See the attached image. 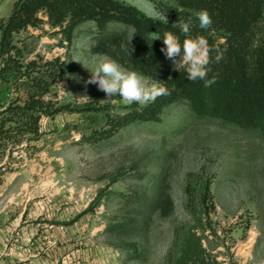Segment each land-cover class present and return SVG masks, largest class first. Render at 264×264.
<instances>
[{
    "label": "rangeland",
    "instance_id": "1",
    "mask_svg": "<svg viewBox=\"0 0 264 264\" xmlns=\"http://www.w3.org/2000/svg\"><path fill=\"white\" fill-rule=\"evenodd\" d=\"M17 1L0 0V28ZM115 1L152 25L102 17L72 27L69 15L54 25L40 9L15 34L24 65L45 71L52 63L58 72L37 105L47 113L32 115L36 133L0 139V225L10 230L11 264H264V131L200 118L187 98L116 128V115L152 102L125 105L118 94L101 102L108 98L87 83L84 66L103 54L166 86L177 70L158 61L163 33L184 39L172 27L181 20L191 34L219 36L225 0ZM201 10L211 16L207 29ZM20 91L0 81V113L24 106Z\"/></svg>",
    "mask_w": 264,
    "mask_h": 264
},
{
    "label": "trees",
    "instance_id": "2",
    "mask_svg": "<svg viewBox=\"0 0 264 264\" xmlns=\"http://www.w3.org/2000/svg\"><path fill=\"white\" fill-rule=\"evenodd\" d=\"M40 9L50 13L54 25L61 24L67 15L70 16L68 24L72 27L88 18L99 23L98 18L102 17L128 25L141 23L151 26L153 23L134 8L115 0L17 1L12 15L0 28V81L15 84L19 93L23 88L25 96L24 106L16 104L0 113V139L13 138L14 143L36 133L32 115L47 113L37 105L49 92L58 72L52 63L46 64L49 68L45 71L34 70L35 62L24 65L20 60L21 50L14 44L15 34L25 29L27 24L34 23V15ZM219 14V36L214 37L204 31L191 34L203 35L214 49L218 47L224 51V58L219 63L215 61L216 52L213 51L208 65V77L215 76L216 83L205 88L203 81H189L184 69L177 70L166 83L167 94L146 108H133L126 114L116 115L113 118L116 128H123L138 118H150L170 103L187 98L200 118L212 117L246 130L264 131V0H225ZM180 39L182 43L183 39ZM142 51L139 49L138 53L142 54ZM168 60L160 52L159 63L164 65ZM35 72L44 75L37 78L33 75ZM40 103L45 104L43 101ZM6 122L14 126L4 129ZM141 206H151V202H141Z\"/></svg>",
    "mask_w": 264,
    "mask_h": 264
},
{
    "label": "clouds",
    "instance_id": "3",
    "mask_svg": "<svg viewBox=\"0 0 264 264\" xmlns=\"http://www.w3.org/2000/svg\"><path fill=\"white\" fill-rule=\"evenodd\" d=\"M196 16L201 29H207L211 26L212 20L207 10H201ZM151 18L162 20L167 24L164 14L155 13ZM177 26L180 28L181 36L184 37L182 43L180 36L171 31H165L163 33L164 47L161 48V52L172 62L175 70L184 69L189 81H203L205 88L211 87L217 79L215 76L208 77L210 71L208 65L212 61V52H216L215 61L219 63L224 58V51L218 47L214 49L203 35L192 36L190 21L180 20L178 24H173L172 27ZM153 39H161V37L157 33H152ZM84 66L91 73L87 83L96 85L98 90L104 92L108 98L101 102H115L112 97L118 94L125 105L135 103L145 107L148 103L155 101L157 97L167 94L168 91L163 84L149 82V79L143 74L123 67L117 60L107 55L98 54L94 58V64L91 68L85 64Z\"/></svg>",
    "mask_w": 264,
    "mask_h": 264
},
{
    "label": "crops",
    "instance_id": "4",
    "mask_svg": "<svg viewBox=\"0 0 264 264\" xmlns=\"http://www.w3.org/2000/svg\"><path fill=\"white\" fill-rule=\"evenodd\" d=\"M9 228L0 225V264H11V252L8 246Z\"/></svg>",
    "mask_w": 264,
    "mask_h": 264
}]
</instances>
